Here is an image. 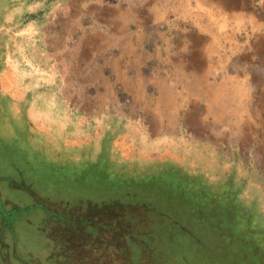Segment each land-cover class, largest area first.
Returning <instances> with one entry per match:
<instances>
[{
    "label": "rangeland",
    "instance_id": "374dc122",
    "mask_svg": "<svg viewBox=\"0 0 264 264\" xmlns=\"http://www.w3.org/2000/svg\"><path fill=\"white\" fill-rule=\"evenodd\" d=\"M22 1L0 0V264H54L47 258L58 252L50 247L44 257L41 250L52 243L63 247L68 264H134L122 262L118 250L123 247L125 253L129 247L121 238L127 231L122 217L137 216L138 209L122 203L73 205L92 193L130 188L132 182L166 189L168 210L188 215L184 228L211 227L228 239L202 246L197 259L195 248L177 247L183 263L264 264V0H219L217 27L202 32L218 40V53L208 62L209 82L203 80L208 83L204 97L180 106V116L187 113L192 120L173 121L171 135L157 143L149 138L150 120L141 113L129 129H86L80 135L72 123L34 119L35 91L19 88L18 73L3 71L9 45L3 40L4 22L17 28ZM6 78L16 83L9 88ZM218 87L230 95L239 90L229 100L242 107L241 122L254 131L232 138V127L243 123L233 117L226 130L228 122L215 123L208 103L220 98L212 96ZM197 124L219 129V136H210V130L198 135Z\"/></svg>",
    "mask_w": 264,
    "mask_h": 264
},
{
    "label": "crops",
    "instance_id": "0c3cea01",
    "mask_svg": "<svg viewBox=\"0 0 264 264\" xmlns=\"http://www.w3.org/2000/svg\"><path fill=\"white\" fill-rule=\"evenodd\" d=\"M22 2L17 28L4 22L3 40L9 45L3 71L18 73L19 88L35 91L34 119L72 123L80 135L86 129H129L141 113L150 120L149 138L155 143L171 135L173 121L192 120L187 113L181 117L179 109L201 101L206 92L203 80L213 71L208 62L218 53V40L202 32L217 27L219 0ZM29 15L34 19L27 20ZM15 83L6 78L4 85ZM238 91L230 95L218 87L212 96L220 98L208 103L215 123L228 122L224 130L233 117L244 124L232 127V138L254 131L241 122L242 107L229 100ZM124 96L130 98L128 108ZM167 120L172 123L164 124ZM211 128L197 124L195 130L218 137L219 129Z\"/></svg>",
    "mask_w": 264,
    "mask_h": 264
},
{
    "label": "trees",
    "instance_id": "16d2710c",
    "mask_svg": "<svg viewBox=\"0 0 264 264\" xmlns=\"http://www.w3.org/2000/svg\"><path fill=\"white\" fill-rule=\"evenodd\" d=\"M163 190L166 189H160L158 185L152 182H132L130 188H125L124 186L119 190H104L99 193H92L94 196L88 195V198H80L75 202L77 204L73 205L77 206L82 202H94L98 204L105 202L108 206L122 203L123 206H133L138 209L136 211L137 216L128 213L132 217L129 215L122 217L124 221L123 227L127 231L122 234L121 238L126 241L129 246L128 251L125 253L123 247L118 250V253L122 255L120 259L124 263L126 260H131L134 264H139L141 262L142 264H186V260H184L183 263V259L178 258L180 254L175 250L177 247H187L188 250L195 248V250L192 249V252H195V259H197L200 254L199 248H202V246L207 248L210 245L213 247L215 242L220 244L222 240H228L219 237L215 229L211 227L199 228L194 226L188 229L184 228L181 222L188 215L179 210L178 212L171 213L170 210H168V207L170 208V204L167 202L168 198L163 196ZM160 191H162V194ZM151 192H159L160 195L152 196ZM79 196L80 195H75V199ZM126 197H128V200H126ZM130 198L133 199V201H130ZM158 201L160 202L158 203ZM151 202L158 204L163 213H160V211L157 212L154 208L152 209ZM171 206H178V203L171 204ZM47 214L50 215L51 213L48 212ZM74 225L76 226V224ZM206 243L208 245H206ZM228 243H230V241H228ZM44 245L41 246L44 257H47L46 252L50 247V251L54 253L60 252L59 256L58 253L55 254L56 256H49L47 258L49 259L47 260L49 263L68 264V261H66L68 256L62 252L63 247L62 249L58 245L54 247L55 244L53 243L48 244L50 246ZM44 250L46 251L44 252ZM226 251L230 253V250L226 249ZM67 252L69 253V251ZM156 253L159 255H156ZM228 253L227 255H229ZM162 256H166L165 260ZM160 257L161 259H159ZM218 261H222L221 255L218 256Z\"/></svg>",
    "mask_w": 264,
    "mask_h": 264
},
{
    "label": "built area",
    "instance_id": "2783aa9c",
    "mask_svg": "<svg viewBox=\"0 0 264 264\" xmlns=\"http://www.w3.org/2000/svg\"><path fill=\"white\" fill-rule=\"evenodd\" d=\"M123 102H125L128 105L130 103V98L128 96H124Z\"/></svg>",
    "mask_w": 264,
    "mask_h": 264
}]
</instances>
